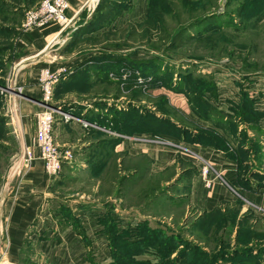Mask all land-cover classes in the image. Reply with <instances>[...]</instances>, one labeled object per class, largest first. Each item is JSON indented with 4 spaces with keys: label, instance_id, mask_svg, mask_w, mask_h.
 Instances as JSON below:
<instances>
[{
    "label": "crops",
    "instance_id": "crops-1",
    "mask_svg": "<svg viewBox=\"0 0 264 264\" xmlns=\"http://www.w3.org/2000/svg\"><path fill=\"white\" fill-rule=\"evenodd\" d=\"M69 2L70 8L67 15L73 18V21L76 20L75 24L80 25V14L84 10L88 12V5L93 4L92 0H69ZM90 16L91 12L88 14V18ZM20 31L15 42L14 57L16 59L12 64L19 68L14 79L18 85L22 86V89L16 95V104L13 105L12 115L6 113V116L4 113V116L11 117V119L7 118L6 125L10 127L17 144L19 143L22 155L21 159L19 158L12 167L8 182L2 192L1 188L4 187V182L0 186V200L2 199L0 217L2 215V220H5L4 231L9 242L7 251L4 253V261L18 264L19 256L23 249L28 246L35 254L43 255L44 264H94L93 260L89 258H93L95 255V239L101 234V230H96L94 226H100L106 213L99 210L104 208L100 206L102 204H99L102 201L93 202L100 197V190L105 185V179L113 175L110 174L107 177L111 165H114L115 162L118 163L117 172L127 176L130 173L129 166L132 158L136 157H146L150 165L149 175L160 174L159 183L162 187H165V184L169 187L179 185L180 182L175 183V180L188 167L182 169L178 166L187 161L192 164L194 173L191 177L190 189L179 188V192L182 193L181 195L190 196V205L197 210L212 214L219 210L217 208L236 204L237 216L241 219H243L244 212L248 210H251L255 217H264V143L260 153L248 150L247 155H250V159L246 157L245 161L242 160V163L247 165L249 170L258 171L263 177H248L245 174L248 169L242 171L243 164H240L234 157L227 156L223 149H218L209 143L183 141L176 131L169 127V124H172L176 128L187 130L192 135L201 134L200 127L215 130L223 136L231 150L236 148L241 141L233 138L229 133L228 128L233 125V119L228 116L234 115L232 107L229 106H234L241 100L242 91L239 86L238 91H220L218 88V97L214 98L213 101L217 104L216 108L225 114L224 117L212 113L205 114L209 117L200 116L197 108L194 107L195 104L191 102V96L184 92L165 87H157L151 90L157 99L165 98L171 107L178 108V112L187 118L186 123L174 118L173 114H166L159 109L157 111L150 110L148 107L142 109L135 104L136 102L133 104L132 101L127 100L131 97L119 88L118 82L122 83V80L106 76L103 71L113 61L104 58L103 60L91 58L92 55L98 56L95 51L98 46L85 52H81L80 49L76 51L75 48L66 52L63 51L68 38L61 44L65 38L63 36L64 31H60L59 25L54 22L36 26L28 31H24L21 25ZM79 52L84 53L85 56L79 57ZM60 66L71 69L54 85L52 99L47 100L41 84L40 72L43 68L55 70ZM115 72L112 71V73ZM138 78L145 81V83L137 82L139 85L144 88L149 86V77L145 78L140 74L136 80ZM100 86L102 87L98 88ZM96 87L98 89L96 96L104 97L98 101L89 100L87 97L88 90H93ZM130 91H140L141 93L140 87ZM143 91L147 90L144 89ZM222 92L226 94L223 95ZM140 93L138 96L141 95ZM224 97L226 98L223 99ZM213 101L211 100V102ZM47 104L59 107L75 117L70 121L57 117L54 124V138L62 153L70 150L73 154L71 159H62L61 171L55 177L46 172L40 149L35 141L37 114ZM255 109L264 111V108L260 107ZM144 111L145 113L147 111L155 112L157 117L169 122L161 123V125L156 124V129L151 130L146 129V127L139 129L129 127L128 122H131L132 114L138 116ZM108 114L109 116H107ZM116 114L119 116L120 122L119 120L116 121ZM110 116H112L113 125L108 124L103 119V117ZM81 119L97 125V120H99L105 122V125H99L102 128H86ZM262 120L259 123L264 127L262 124L264 120ZM242 126L240 124L238 130H242ZM150 131L161 132L169 139L181 141L193 152L211 162L216 173L211 172L208 176L210 183L205 184V179L200 171L202 165L192 154L178 150L173 146H162L147 140L135 139L139 136L152 135L153 133ZM87 134L91 136H87ZM99 135L104 136L98 137ZM25 157L30 162H25L27 166L24 164L22 166ZM259 158L262 161L261 166L257 164ZM96 161L106 162V169L102 178L97 177L100 163H96ZM122 162L126 166L124 169H122ZM250 162H253V165ZM171 168L174 171L169 174V177L164 178V172ZM17 170L21 172L18 174ZM85 180H89L92 187L86 190L81 188L79 189L80 192L93 195L97 199L88 202H79L75 199L60 201V204L66 208L72 207V217L70 219L64 217L59 213L58 196L56 195L65 188H71L73 183L82 184ZM243 182L249 185H245ZM108 184H110L109 181L106 185ZM180 185L182 187L184 184L181 183ZM110 187L111 192L108 188L102 192L109 199L114 196L116 183L112 181ZM107 215L115 223L118 222L120 226L123 225L125 228L133 221L129 215H123L118 208L108 211ZM142 216L151 218L150 215L146 214ZM122 219L124 220L123 223H121ZM75 224L84 226L83 232H78ZM90 226L92 230H90ZM1 249L3 250V247ZM31 264H35V260Z\"/></svg>",
    "mask_w": 264,
    "mask_h": 264
},
{
    "label": "rangeland",
    "instance_id": "rangeland-1",
    "mask_svg": "<svg viewBox=\"0 0 264 264\" xmlns=\"http://www.w3.org/2000/svg\"><path fill=\"white\" fill-rule=\"evenodd\" d=\"M42 1L19 0L17 4L15 3L16 0H6L9 5H0V13L2 12L5 15L11 16L17 8L19 10L18 13L22 15L23 23L26 12L40 6ZM99 1L92 0L93 4L91 6L88 5V12L84 10L80 14L81 21L82 19L88 18L90 12L92 15ZM28 3H32V7ZM123 5L126 6V9L109 25L112 30L123 27L127 22L142 23L151 17V22L159 23L161 27L158 28L159 31L151 38H148V36L145 37L144 35L143 38L141 37L135 41L128 42L125 38L117 37L116 41H127V45L121 48L98 46V48H95L98 55H102L108 51L121 52L125 55L137 52L134 57L138 59L150 58L157 55L164 59L163 69L165 68V71L162 69L165 72L164 77L169 76L176 84L180 78L182 79L183 75V79L184 76L186 78L188 77L186 82L193 84L196 81L197 85L195 87L202 85L199 89L201 88L200 90L204 91L209 90L214 92L218 91V88H220V91H238L240 87L241 91L249 97L247 99L248 102H251L253 98L255 100V107L257 105V107L264 108V0H130L124 1ZM75 23L76 20L64 31L63 36L65 38L61 44L67 38L66 43L72 39L75 29L79 26ZM140 31L142 32V30ZM178 34H180L178 40L181 43L178 42L179 44L172 46L171 43ZM113 38V36L110 37L112 40ZM106 42L104 41V43ZM169 45L172 47H169ZM74 48L77 49L76 51L80 49L81 52H85L93 49V45L88 42L86 43L85 39L82 38ZM81 52H79V57L85 56ZM8 55L9 52L2 53L0 61H3ZM93 56L96 55H92L91 58ZM15 59L14 55L12 57L10 55L9 62L11 64L7 63L5 65L3 61L4 65L0 66V68L5 67V72H0L5 73V77H2L0 74V82L4 81V84H0L3 86H6L10 80H13L19 71L17 70L19 68L15 64H12ZM129 72L133 75V70L130 69ZM136 75L139 76L140 72L136 71ZM193 78L195 81L192 80ZM130 80L125 81V84H122L120 81L118 82L120 90L128 93V96L131 97L127 100L132 101L133 104L136 102L135 104L139 108L143 109L148 107L150 110L157 111L159 109L157 105L159 99L151 93V90L157 87L153 88L147 85L144 88L137 83L138 79L133 80L134 84L132 83L130 85ZM168 82L170 81L168 80ZM131 87H140L141 93L140 91H130L133 90ZM192 87L194 86L192 85ZM144 89L147 91H143ZM15 93H17L16 90ZM87 93H89L87 96L89 100L95 99L98 101L104 97L96 96L98 93L97 87L93 90L89 89ZM139 93L141 94V99L138 96ZM224 93L222 92L223 95ZM51 96L50 99H52ZM15 104L16 94H10V92L2 94L0 92V114H11L13 111L12 108L14 109L13 105ZM154 107H157V109H154ZM229 107L231 108V106ZM171 109H173L172 114L174 118L187 123V118L181 112H178V108L171 107ZM261 115L264 116V113ZM251 117L253 119L255 118L253 114ZM7 118L11 119V117ZM107 118L110 122L114 123L111 119L112 116ZM258 124L243 123V131L237 134L241 139V143L234 150L247 147L257 153L263 149L264 127H262L261 123ZM7 128L6 132L10 134L8 136L13 135L10 127L8 126ZM200 129L210 133L209 129L202 127ZM90 134L92 135V132ZM90 134H87V136H91ZM210 134L217 136L215 132H211ZM102 136L104 135H99L98 137ZM8 146L9 149H2L3 158L0 159V165H2L1 168L4 171V187L1 188V192L6 187L12 167L19 158L21 159L22 155L19 143L17 146L13 144ZM57 146L61 150L58 143ZM245 154L247 155V153ZM249 156L248 154L247 157L249 158ZM23 162L22 166L23 164L27 166ZM134 163L138 164L141 169H145L146 164L147 166L149 165L146 157L132 158L131 164ZM250 164L253 165V162H250ZM257 164L259 166L262 165L260 158ZM192 166L188 161L178 166L182 169L188 167L187 170L181 173L180 184H184L182 187L191 184V176L194 173ZM246 168L249 170V167L243 164L241 169L243 171ZM141 169H139V174L142 176L143 170ZM168 170L164 172V178L169 177V174L174 171L172 168ZM20 172V170H17L18 174ZM253 176L262 177V174L256 171ZM148 178H150L153 185L160 181L161 175H148L146 180L135 191L124 190L122 191L123 195L118 194L117 190H115L114 196L110 199L102 194L107 188L109 190L110 185L102 186L100 190L101 195L98 199L97 197H93V195L82 194L79 189L83 188L86 190L92 187L89 180H85L82 184L73 183L71 188H65L56 195L58 196L59 213L69 219L72 217V207L66 208L60 204V201H70L71 199L78 200L79 202H88L97 199L95 201L93 200V203H97L98 200L100 202L102 201L99 204H102L100 206L104 208L99 210L105 211L106 214L100 226H94L96 230H101V234L96 236L95 239V255L93 258H89L93 260L94 264H189L190 259L188 261V258L180 260L177 259L178 255L176 253L172 254V257L171 254H168L170 250L172 251L178 246L175 236L185 238L186 247L191 246L193 249V246L197 245L204 249L208 256L213 257L215 260L219 258L216 264H264V217H255L254 213L248 210L245 211L246 213L244 212V215H242L243 219H241L237 216L236 204L232 206L227 205L224 208H217L219 210L216 209L217 211H214L212 214L197 210L190 205V196L185 194L181 195L182 193L179 192V188L182 187L179 183L175 187H170L169 190L177 196L180 195L178 198L181 199V203H175L174 207H162L161 201L163 199H161L160 195L155 199H151L149 195H144V188H146ZM208 181H210L209 178L205 181L206 185H208ZM164 186L166 188L169 185L166 186L165 184ZM159 198L160 200L158 201L157 199ZM116 208L123 215H129L132 218L133 221L128 224V227L120 226L118 222L115 223L107 215L108 211L116 210ZM145 214L151 216L149 219L150 226L156 229H159L156 226L164 228L168 236L165 237L164 235L165 244L168 245V249H164L163 253H161L160 250L162 248L160 249L156 241L140 239L139 226L142 221L147 219L142 216ZM240 219L243 220V228L245 231L238 238V230L241 225L238 226L236 222ZM116 221L119 220L116 219ZM123 221L122 219L121 223ZM4 225L5 220H2L1 215L0 245L3 247V250L0 247V264H13L12 262L4 261V253L7 251L9 245L8 239L5 236ZM75 227L78 232H83L82 229L84 226L81 227V225L75 224ZM252 227H254L253 231L251 230ZM90 230H92L91 226ZM158 232L155 231V233ZM173 235L174 237H172ZM190 250L188 252L191 256ZM236 254L238 255L234 257ZM33 260H35V264H44L43 255L40 253L38 255L35 254L32 252V249L30 250V247L26 246L19 256L18 264H31Z\"/></svg>",
    "mask_w": 264,
    "mask_h": 264
},
{
    "label": "trees",
    "instance_id": "trees-1",
    "mask_svg": "<svg viewBox=\"0 0 264 264\" xmlns=\"http://www.w3.org/2000/svg\"><path fill=\"white\" fill-rule=\"evenodd\" d=\"M124 1H130V0H100L96 9L92 13V15L89 18L82 19V21L80 22V25L77 27V29H75L72 39L66 44L63 51L66 52L76 47V45L82 40V38L85 39L86 43L87 42L91 43L93 47H96V46L106 47L107 46V47L121 48L127 45L126 44L127 41L125 42L116 41L117 37L122 38V39L125 38L126 40H128V42L132 40L135 41L136 39L141 38V37L143 38L144 35L145 37L148 36V38L153 37L154 34L159 31L158 28H160L161 26L159 25V23H152L151 22L152 17L147 18L146 21L142 23H134L130 21V22H127L121 28H114L113 30L110 28L109 25L112 24L116 20V18L121 14V12L126 9V6L123 5ZM15 3L18 4L19 0L18 1L16 0ZM32 3H28L30 7H32ZM0 5H9V3L6 2V0H0ZM14 11H15L13 12L14 14H12L11 16L5 15L2 12L0 13V58L2 57V53L9 52L8 57H5L3 59V61L5 62V65H7V63L11 64L9 62V57L10 55L11 57L12 55H14L15 42L21 32L20 30H21V25H22L21 24L22 15L21 13L20 14L18 13L19 10L17 8ZM140 30H142V32ZM99 32L101 33L99 34ZM111 36L114 37L113 40L110 39ZM178 38H180V34H178V36L173 39L171 43L172 46H175L174 44H179L178 42L181 43V41H179ZM104 41H107V42L104 43ZM172 46L169 45V47H172ZM136 53L137 52H133V53L125 55L121 52L120 53L119 52H104L102 55L93 56V57L100 58L102 60L103 58L110 59L113 61L112 64L108 65L107 67H105V69H103L106 76L110 77V73L112 71H116L117 74H120L123 68L129 69V70L131 69L133 70V75L131 74V76L129 77V79H131L130 80L131 81L130 85H131L133 83V80H136V78L138 77L136 75V71H139L140 74L145 76V78L146 77L151 78V80L148 81L149 87L152 86L154 88V87H159V86H165L169 89H173L178 92H184L187 95H190L191 102L195 104L194 107L197 108V112L199 113L200 116H205V114L212 113L214 115L217 114V115H220L221 117H224L225 114L216 108L217 104L213 101L214 98L218 97L217 91L211 92L209 90L207 91L200 90L201 88L199 89V87H201L202 85H198L199 87H195L197 85L195 79L193 78L192 80H194L195 82H193V84H190L186 82L188 77L186 78V76H184V79H183V75H182V79L180 78V80L176 84L172 79L169 78V76L164 77L165 68L163 69V65H164L163 58L156 55L150 58L136 59L134 57ZM3 61H0V66L4 65ZM4 68L5 67H1L0 72L1 71L5 72ZM0 74L2 77H5V73H0ZM168 80L170 82H168ZM188 81H190V79H188ZM0 83L4 84V81L3 82L1 81ZM192 85L194 87H192ZM241 98L242 99L240 100L238 104H234V106H231L232 110L234 111V115L228 116L233 119V122H232L233 125L231 126V128H228L230 130L229 133L232 135L233 138H236V139H240L239 135L237 136L238 132L243 131V128L242 130H238V126L240 124L242 125L243 123L258 124L261 121V117L263 116L261 114L264 113V111H258L255 109L257 106L255 107V100L253 98L251 102L247 101L249 97L246 94H244V92H242ZM211 100L213 102H211ZM157 105L160 111L166 114H169V115L173 113V109H171L170 104L165 98H160L159 101L157 102ZM252 114L253 116H255L254 119L251 117ZM205 117H209V115H206ZM103 119H105V121L108 124L112 123L108 120V118L103 117ZM115 119L116 121L118 120L119 122L121 121L117 114H116ZM167 121L168 120H162L161 118L157 117L155 112L147 111V113H145L144 111L140 113L138 116H136L135 114H132L131 122H128V123H129V127L133 129H139V128L146 127V129L148 128L151 130V129H156V124H160V125L161 123L165 124ZM97 123L98 125H101V126L105 125V122L103 121L97 120ZM6 124H7V117L4 116L3 114H0V159L3 158V150L9 149L8 145L13 144L17 146V140L15 136L14 135L8 136L10 134L6 132L8 129ZM113 124L114 123H112V125ZM171 125L172 124H169V127H171L170 129L175 130L181 140L202 142L205 144L209 143L210 145H213L218 149L219 148L223 149L226 152L227 156L234 157V159H237L240 162V164H243L242 160L244 161L246 160L247 156L243 157L244 155H246L245 153H248V150L253 151L251 148H247V147H244L243 149L237 148L236 150L234 149L231 150L230 147L226 144V141L223 138V136H221L215 130H210L209 132L210 133L215 132L217 136L210 134L206 131H202L201 134L199 133L197 135H192L187 130H182V129L174 127L173 125L171 126ZM151 133H153L152 135H162L161 132L160 133L151 132ZM261 151H258L257 153H260ZM96 163H100V162L96 161ZM124 165L125 163L122 162V169L126 167ZM1 166L2 165H0V186L4 182V171L2 170ZM146 166H145V169H141L139 168L138 164H135V163L130 164L129 166L130 173L127 176H123L117 172L118 163L115 162V164L111 165L110 169H108L110 172L107 174V177L110 174H113V175L112 176L110 175L109 178L105 179V185L106 183H108V181L110 182V184L108 185H111V182L114 181L116 183L115 190H117V193L120 195H123L122 191L124 190L135 191V189L139 187L141 183H143L149 175L150 165H148L147 167ZM105 167H106V162L103 161L99 164L98 171H97V177L100 176L99 178H102L105 172V169H106ZM139 169L143 170L142 176L139 174ZM254 173L255 171L248 170L247 173L245 174H247L248 177H250V176H253ZM181 175L182 174H180L176 178L175 183L181 182L180 181ZM262 177H259V178H262ZM243 184L249 185L248 183H245V182H243ZM189 185L183 186L182 189H190ZM169 189H170L169 186H167L166 188L162 187L159 181L156 184L152 185L150 178H148L146 188H144V191H145L144 195L151 196V199L152 198L155 199L158 197V195H160L161 199H163L161 201L162 207H167V206L174 207L175 203L176 204L181 203L180 202L181 199L178 198L179 196H175V194L171 193ZM109 191L111 192V190ZM157 200L159 201L160 198ZM241 221L242 220L240 219L238 222H236L238 226L241 225V227L238 230V234H239L238 238L240 234H242L245 231L243 228V221L242 222ZM143 227H144V230H143ZM156 227H158L159 229H156L150 226V220L148 218L142 221L141 225L139 226V230H140L139 232L141 236L140 239L143 238V239H150L151 241H156V243H158V245L160 246V249L162 248L160 250L161 253H163L164 249H168V245L165 244V240H164L165 237H168V236L165 233L164 228L159 227V226H156ZM253 228L254 227L251 228L252 231L254 230ZM155 231H159V232L155 233ZM120 233H124V232H120ZM118 236H120V234H118ZM172 237H174V235ZM175 240H176V243H178V246L172 251L170 250L168 252V254H171V257H172V254L176 253L178 255L177 259L185 260L188 258V261L190 259L189 264H198V263L216 264L217 259H219L217 258L215 260L213 257L208 256L207 252L197 245H194L193 249L191 246L186 247L185 238H182L181 236H175ZM188 250H190L191 256L189 255ZM237 255L238 254H236L235 256L233 255V256L236 257Z\"/></svg>",
    "mask_w": 264,
    "mask_h": 264
},
{
    "label": "built area",
    "instance_id": "built-area-1",
    "mask_svg": "<svg viewBox=\"0 0 264 264\" xmlns=\"http://www.w3.org/2000/svg\"><path fill=\"white\" fill-rule=\"evenodd\" d=\"M70 8L69 0H43L40 6L30 9L26 12L25 18L22 23V29L24 31H28L36 26L48 25L52 22L57 23L60 27V31H65L73 22V18H69L67 15V11ZM69 72L66 66H60L55 70H51L50 68H43L40 72V80L44 89L45 98L47 100L50 99V96L53 91L54 85L67 73ZM119 76V78H118ZM131 73L128 69L123 68L121 75L116 73H110V77L114 79H121L122 84H125V81L129 80ZM139 77V76H138ZM151 78H148V81ZM137 82H144L143 79L137 80ZM22 89V86L18 85L16 81L10 80L6 86L0 84V92L2 94H10L17 93L19 94ZM15 90L17 93H15ZM45 108L41 110L37 114V125H36V133H35V141L36 145L40 149L41 158L44 162L45 170L50 176H57L62 168V159H71L73 154L70 150H66L62 153L59 150L57 143L54 138V124L56 122L57 116H60L65 121H70L75 119V117L62 110L59 107H55L54 105H45ZM58 114V115H57ZM84 127H96L102 128L101 126L92 123L88 120L81 119ZM136 140H147L153 143H157L162 146H173L178 150L187 152L195 156L199 162L201 163V175L204 177L205 181L208 180V176L211 172L216 173V169L211 164V162L207 161L204 157L199 154L193 152L187 145H184L182 142H177L172 139H169L162 135H147V136H139L135 137ZM29 163L26 157L24 158V163ZM210 181H208V184Z\"/></svg>",
    "mask_w": 264,
    "mask_h": 264
}]
</instances>
